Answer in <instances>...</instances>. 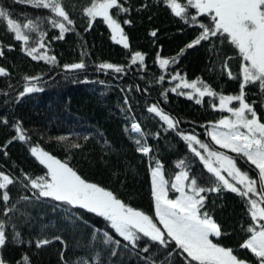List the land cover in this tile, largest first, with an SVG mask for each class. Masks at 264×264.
I'll list each match as a JSON object with an SVG mask.
<instances>
[{
	"label": "trees",
	"instance_id": "obj_1",
	"mask_svg": "<svg viewBox=\"0 0 264 264\" xmlns=\"http://www.w3.org/2000/svg\"><path fill=\"white\" fill-rule=\"evenodd\" d=\"M120 2L130 11L117 15L113 9L112 14L128 37L130 47L127 49L112 39L111 29L101 17L86 31L89 25L83 9L91 0H64L74 25L69 26L72 30L65 33L63 39H56L59 29L53 28L47 19L52 16L49 10L0 0V6L6 8L13 19L21 23L25 18L38 21L40 30L46 33L47 47L41 49V53L56 57V63L33 60L23 51V42L16 41L14 34L0 23V44L4 50L0 67L9 73L0 76V172L16 181L6 189L10 196L7 205L0 200V220L6 223L7 237L0 256L8 264H22L25 255L30 264H153V261L155 264H188L186 254L174 244L164 248L142 237L132 246L116 234L103 217L52 198L38 197L26 177L44 176L47 169L31 154L33 147L67 162L82 178L112 191L129 206L152 216L154 221L157 218L151 195L150 165L154 166L156 161L162 164L164 176L170 183L182 170L179 162L184 161L190 176L197 177L201 186H209L206 181L210 174L190 151L183 135H196L215 150L236 156L215 145L207 135L212 123L231 117V113L211 107L212 103L219 104L218 99L206 96L197 104L195 97L187 98L191 89L180 88L177 92L171 89L179 83L172 80L179 72L188 82L200 79L220 94H239L242 61L238 50L213 37L211 41L186 49L178 63H170L162 69L158 55L171 60L201 29L175 17L162 0ZM189 13L195 14V10L189 9ZM199 19L208 23L203 16ZM125 20L131 23L124 24ZM152 31H156L155 37L150 35ZM28 34L29 46H33L39 33ZM135 52L144 54L143 65L139 61L131 64V55ZM228 57H231L228 67L237 79L228 78L222 71L221 65ZM81 61L85 69L67 71L64 68L66 64ZM102 63L124 66V72L100 69ZM162 75L164 80L160 81ZM25 77H39L31 83L42 90L21 96L29 85ZM245 93L246 101L253 104L264 122V94L256 85H249ZM152 105L178 121L176 127L169 129L157 115L149 113L147 109ZM230 106L236 107L238 102ZM133 122L139 123L145 133L144 142L152 149L148 156L137 151L134 139L138 134L128 130ZM17 123L26 131V141L12 139L17 135L14 127ZM62 136L67 139L60 141L58 137ZM9 140L12 143H7ZM73 144L81 147L75 148ZM237 165L256 178L254 166L241 159H237ZM26 184L29 186L25 187ZM202 195L207 196L205 210L221 225L222 232L227 233L214 242L233 249L238 258L258 264L249 250L240 247L250 235L245 231L251 224L245 198L224 190ZM7 207H13L14 211L4 216L2 213ZM16 232L22 243L14 239ZM43 239L51 243L37 248L36 241ZM145 246H149L147 253L142 251Z\"/></svg>",
	"mask_w": 264,
	"mask_h": 264
},
{
	"label": "snow or ice",
	"instance_id": "obj_2",
	"mask_svg": "<svg viewBox=\"0 0 264 264\" xmlns=\"http://www.w3.org/2000/svg\"><path fill=\"white\" fill-rule=\"evenodd\" d=\"M13 2L49 10L52 16L47 19L53 28L59 29V36L56 39H63L65 33L72 30L69 26L74 25V21L64 6V0H13ZM162 2L175 17L181 18L185 23L190 22V26H197L201 31L171 60L159 58L158 55L160 68L166 69L170 63H178L179 56H182L186 49L201 45L203 41H211L213 37L220 39L221 43L228 42L238 50L242 61L239 71V94H220L200 79L188 82L179 72L172 76V80L179 83L171 89L173 92H177L180 88L191 89L187 98L191 100L195 97L197 104H201L206 96L218 99L219 104L212 103L211 107L213 109L218 107L220 111L231 113V117L225 116L218 122L212 123L207 135L215 145L230 150L236 156L215 150L196 135H183L182 138L187 141L190 151L199 158L207 173L210 174L206 181L209 186H201L197 177L190 176L189 171L184 168V161L179 162L178 166L182 170L175 175L174 182L170 183L164 176L162 164L156 161L154 166L150 165L152 168L151 195L156 221L144 211L133 208L117 198L112 191L85 180L67 162L36 147L31 148V154L45 166L47 172L44 176L26 177V179L30 187L37 190L35 194L38 197L52 198L103 217L115 233L132 246H136L142 237L164 248L174 244L176 249L186 254L185 259L188 264L192 262L195 264H247L233 254V249L214 242V239L227 233L222 232L221 225L205 210L207 196L202 195L211 192L219 193L222 190L236 193L245 198L251 218V224L245 229L250 235L240 247L249 250L258 264H264V122H261L253 104L248 103L245 98V89L249 85H256L260 93L264 94V0H185L184 3L179 0H162ZM113 9L117 11V15L130 11V8H126L120 0H91L90 5L83 9L89 25L86 31L90 29L97 17H101L111 29L112 39L127 49L130 47L128 37L121 23L114 18ZM189 9H194L195 14H190ZM201 16L207 18L208 23L200 21ZM0 23L5 25L7 32L14 34L16 41L23 42L25 45L23 51L33 60L42 59L49 63H56L55 56H49L46 52L41 53V49L47 47L44 43L46 33L40 30L37 20L25 18V22L21 23L13 19L6 8L0 6ZM130 23L129 20L124 21V24ZM33 32H38L39 36L33 42V46H29L31 37L28 33ZM150 35L155 37L156 31H152ZM3 55V46L0 44V56ZM144 59V54L135 52L131 55V64H137L139 61L143 65ZM230 59L231 57L225 59L221 65L222 71L228 78L237 79V75H234L228 67ZM85 67L83 61L64 65L67 71L82 70ZM99 68L113 70L116 73L124 72V66L112 63H102ZM8 75L7 69L0 67V76ZM39 79V77H25L29 85L20 95L41 91L42 89L31 83ZM159 80L163 81L164 76H160ZM178 94L185 95L184 92H178ZM164 95L167 93L165 92ZM233 102H238V106H230ZM147 111L157 115L169 129H174L179 123L165 114L157 105L150 106ZM3 123L6 124L7 121L4 120ZM14 127L17 135L12 139L26 141V131L20 123ZM128 130L138 134V138L134 139L137 151L148 156L152 149L144 142L145 133L140 124L133 122ZM58 139L64 141L67 137L62 136ZM7 143H12V140ZM72 146L81 147L79 144ZM5 155H7L6 152ZM237 159L254 166L256 178L251 177L247 171H242L237 165ZM15 182L14 178L0 172V190H3L0 192V200L5 205L10 200L6 189ZM258 184L259 187H257ZM28 186V184L25 185V187ZM170 189L178 193L175 198H169ZM12 211H14L13 207H7L2 214L7 216ZM105 235L108 234L105 233ZM14 239L17 243H22L18 232L14 233ZM108 239L112 238L109 236ZM6 242V223L0 220V249H3ZM49 243L51 241L48 239L38 240L36 247L41 248ZM142 251L149 252V246H145ZM171 254L170 252L169 255ZM61 258L63 259V256ZM0 264H6L2 256H0ZM22 264H30L27 255L22 257ZM153 264H155L154 261Z\"/></svg>",
	"mask_w": 264,
	"mask_h": 264
},
{
	"label": "rangeland",
	"instance_id": "obj_3",
	"mask_svg": "<svg viewBox=\"0 0 264 264\" xmlns=\"http://www.w3.org/2000/svg\"><path fill=\"white\" fill-rule=\"evenodd\" d=\"M151 170H152V168H151ZM162 170H163V168H162ZM180 171H181V170H180ZM180 171H179V172H180ZM179 172H178V173H179ZM178 173H177V174H178ZM173 182H174V180H173ZM170 191H171V190H169V198H175V196L178 195V193H174V194H172V193H170ZM172 191H173V190H172ZM233 254H234V253H233ZM234 255H235V254H234ZM238 259H240V258H238ZM241 260H244V259H241ZM244 261H246V260H244ZM246 262H247V264H252L251 262H248V261H246ZM6 264H8V263L6 262Z\"/></svg>",
	"mask_w": 264,
	"mask_h": 264
}]
</instances>
